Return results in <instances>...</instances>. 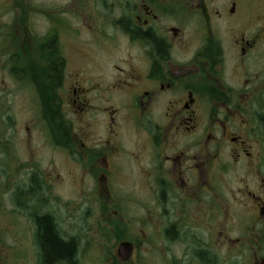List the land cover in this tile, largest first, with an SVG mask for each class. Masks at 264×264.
Listing matches in <instances>:
<instances>
[{
    "label": "flooded vegetation",
    "instance_id": "af4514ba",
    "mask_svg": "<svg viewBox=\"0 0 264 264\" xmlns=\"http://www.w3.org/2000/svg\"><path fill=\"white\" fill-rule=\"evenodd\" d=\"M4 2L0 71L83 193L0 130V264H264V0Z\"/></svg>",
    "mask_w": 264,
    "mask_h": 264
},
{
    "label": "rangeland",
    "instance_id": "374dc122",
    "mask_svg": "<svg viewBox=\"0 0 264 264\" xmlns=\"http://www.w3.org/2000/svg\"><path fill=\"white\" fill-rule=\"evenodd\" d=\"M63 1L65 0H39L40 8L48 10L55 4L61 5ZM17 18L18 12L16 8L7 6L4 0H0V26L8 24L10 31L15 32ZM25 84L19 83L17 72L0 71V130L6 133V138L11 147V151L7 153L8 164L12 165V168L7 167V169L9 172L15 174L18 171V165L24 164L21 168L24 171L31 168L25 162H17L22 160L21 156L24 154V149L29 150L30 144L33 150L32 155H35L34 163L39 165V169L45 174L49 185L51 182L54 183L58 191L59 184L62 182L71 191V195L67 197L60 193L63 202L60 203V206L65 204L69 199H73L76 203H79L75 192L82 194V187L73 191L71 184L68 183L64 153L61 150L53 148L51 139L47 133L46 118L41 113L38 98L36 96L35 98L31 97L30 87L27 86L28 84ZM22 87H25L26 92L23 91ZM27 128H29V131H27ZM24 159L28 160V158ZM28 161L31 162V160ZM55 190L52 187V191ZM52 202L54 204V201ZM54 205L59 207L58 204ZM24 237L25 240H28L27 234H24ZM27 245L30 246V244L24 243L25 247ZM30 247L33 250L32 245Z\"/></svg>",
    "mask_w": 264,
    "mask_h": 264
},
{
    "label": "trees",
    "instance_id": "16d2710c",
    "mask_svg": "<svg viewBox=\"0 0 264 264\" xmlns=\"http://www.w3.org/2000/svg\"><path fill=\"white\" fill-rule=\"evenodd\" d=\"M46 227H49L48 225ZM45 235V251L47 253L48 259H56L58 257L64 258L72 253V248L66 247L61 244L56 238L53 236L50 228H46Z\"/></svg>",
    "mask_w": 264,
    "mask_h": 264
}]
</instances>
